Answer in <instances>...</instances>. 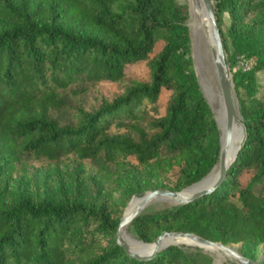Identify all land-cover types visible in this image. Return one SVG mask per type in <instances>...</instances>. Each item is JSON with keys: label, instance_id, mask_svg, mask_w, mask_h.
Listing matches in <instances>:
<instances>
[{"label": "trees", "instance_id": "trees-1", "mask_svg": "<svg viewBox=\"0 0 264 264\" xmlns=\"http://www.w3.org/2000/svg\"><path fill=\"white\" fill-rule=\"evenodd\" d=\"M213 3L227 64L255 59L231 75L244 143L220 187L140 214L128 227L143 242L170 231L239 244L250 259L264 248V93L257 96L256 80L264 70V0ZM187 14L177 0H0V264H212L184 245L132 258L115 239L113 190L179 192L218 160L219 132L193 67ZM139 62L146 80L126 72ZM102 81L116 92L105 96ZM113 125L123 134L110 136ZM70 155L93 169V193L57 203L13 197L17 175Z\"/></svg>", "mask_w": 264, "mask_h": 264}, {"label": "rangeland", "instance_id": "rangeland-1", "mask_svg": "<svg viewBox=\"0 0 264 264\" xmlns=\"http://www.w3.org/2000/svg\"><path fill=\"white\" fill-rule=\"evenodd\" d=\"M179 3L185 4L187 6V19L186 24L189 29L190 35V49H191V57L193 61V67L196 73V77L203 93V96L208 103L204 92L207 88V81H206V65L210 63L212 71H214V64L211 57V41L210 43H206L204 40H197L193 35V31L191 28V16L189 10L188 0H177ZM213 2V0H212ZM214 5V3H213ZM223 19V27L222 31L226 33L227 27L230 24V19L226 13L222 15ZM5 26L0 23V30L4 29ZM210 35V32H209ZM161 44H157L155 48V52L160 49ZM205 53V55H204ZM227 59V54H226ZM255 59L250 58L246 59L243 57H239L236 59L235 65L232 67L228 65L229 73L232 75V72L236 70H248L254 65ZM126 72L129 73L133 78L138 80H146L148 77V69L146 65L142 62L132 64L127 66ZM256 80L258 84V97H261L264 93V70L259 71L256 73ZM214 85L215 90L220 94L218 81L216 79L215 71H214ZM99 90L105 95L108 96L116 92V85L110 81H102L99 84ZM168 92L162 91L161 97L159 100L160 105H164L167 99ZM233 96L236 103V111L239 115V121L241 122V116L239 113V95L234 91L233 88ZM242 97V96H241ZM209 105V103H208ZM210 107V105H209ZM149 107L147 106V110ZM211 109V108H210ZM164 109L161 108L159 110V114H163ZM212 112V110H211ZM214 117V114L212 112ZM243 126V125H242ZM218 128V127H217ZM124 129L118 125H113L109 131L110 136L119 137L123 134ZM219 132V131H218ZM244 136V132H243ZM132 161V162H131ZM131 164H133V160H131ZM100 161L94 162V167L101 166ZM133 177H137L135 173H132ZM94 172L92 168H87L82 162L77 161L72 155L66 157L60 164H53L50 166H43V167H31L26 174L24 175H17L15 180L10 184V192L13 197L16 198H27L33 201H49L52 203H57L66 200L69 197H87L95 190V181L93 178ZM149 191V190H148ZM146 192V191H145ZM143 193V192H142ZM140 194V192H135L133 186L126 185L120 189L113 190V196L116 199V204H114V209L116 212H120V217L127 212V208L129 207L130 203L135 199L134 195ZM170 201L167 200H156L149 203L141 212L140 214H146L151 212H157L163 209L166 204ZM175 204V203H174ZM139 214V215H140ZM127 230V231H126ZM125 230L126 237L134 242L142 243L143 245H150L152 244L153 240L156 238L154 236L148 242L140 241L136 238L135 233L132 227H127ZM178 245H184L187 251L192 253H197L200 251L202 254L207 255L211 258L212 264H237L230 256L226 255L223 259L216 257V252H210L203 247H199L194 244H187V243H178ZM233 250L240 253V245H231ZM131 249H135L134 246H130ZM147 252V250H146ZM252 261L258 264H264V248L263 246L257 247L253 252V257L250 258Z\"/></svg>", "mask_w": 264, "mask_h": 264}, {"label": "water", "instance_id": "water-1", "mask_svg": "<svg viewBox=\"0 0 264 264\" xmlns=\"http://www.w3.org/2000/svg\"><path fill=\"white\" fill-rule=\"evenodd\" d=\"M202 2L210 23V40L212 44L210 50L211 57L213 60L215 69L214 71L218 81L220 97L226 117L222 140L219 134L220 150L218 160L207 175H205L198 182L187 188H184L179 192L164 189H153L140 194H135L134 198L138 199V201L130 211L126 212L120 217L115 231V239L128 256L136 259L152 258L158 251L165 248L166 246L178 245L176 241L181 239L186 241L187 244H194L203 248L212 247L221 254L230 256L237 264H258L233 250L231 245H224L219 242H214L193 233L163 231L153 240L150 252H146V250L131 249L130 245L124 238V231L126 228L149 203L156 200H167L175 204H183L213 192L215 189L220 187L225 179L227 170L230 168L238 154V151L241 148V145L244 143V139H242L240 144L237 145V151L233 154L232 123L236 118V103L233 96V81L229 73L226 53L224 51L222 39L220 37L219 28L216 23L213 2L212 0H202Z\"/></svg>", "mask_w": 264, "mask_h": 264}, {"label": "bare ground", "instance_id": "bare-ground-1", "mask_svg": "<svg viewBox=\"0 0 264 264\" xmlns=\"http://www.w3.org/2000/svg\"><path fill=\"white\" fill-rule=\"evenodd\" d=\"M188 4H189L190 16H191V28L193 31V35L199 41L204 40L206 43H210L211 41L209 35L210 23L207 18L202 0H188ZM205 69H206V81L208 85L204 92V95L206 96L210 108L214 114L219 130V134L222 140L224 135L225 123H226L225 111L222 106L220 94L215 90L214 71H212L210 63L206 65ZM235 114H236V118L233 120L232 123L233 154L237 151V145L240 144L241 140L243 139V132H244L243 126L239 121L240 119L237 111L235 112ZM137 201L138 199H134L130 203L129 207L127 208V212L133 208V206L137 203ZM124 238L130 246L131 245L134 246L135 249L137 250H147V252L151 251L152 244L142 245L141 243L134 242L126 237L125 231H124ZM176 242L186 243V241L181 239H178ZM204 249L210 252H216V257L224 260L223 254L216 251L214 248L205 247Z\"/></svg>", "mask_w": 264, "mask_h": 264}]
</instances>
